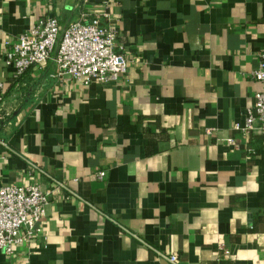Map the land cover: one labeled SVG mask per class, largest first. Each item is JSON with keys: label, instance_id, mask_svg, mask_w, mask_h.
I'll return each mask as SVG.
<instances>
[{"label": "crops", "instance_id": "0c3cea01", "mask_svg": "<svg viewBox=\"0 0 264 264\" xmlns=\"http://www.w3.org/2000/svg\"><path fill=\"white\" fill-rule=\"evenodd\" d=\"M104 11L120 78H61L52 60L13 76L6 51L41 18ZM263 50L264 0H0V186L78 194L53 188L41 233L0 264H264V130L236 127Z\"/></svg>", "mask_w": 264, "mask_h": 264}, {"label": "built area", "instance_id": "2783aa9c", "mask_svg": "<svg viewBox=\"0 0 264 264\" xmlns=\"http://www.w3.org/2000/svg\"><path fill=\"white\" fill-rule=\"evenodd\" d=\"M119 33L120 29L107 11L89 20H73L66 26H61L57 16L47 15L18 36L6 51L5 62L13 67L15 78L52 60L55 74L61 78L84 82L115 80L128 69L125 49L118 43ZM253 75L263 82V88L255 93L254 107L245 124H236L246 131L255 125L264 130V50L260 52V62ZM2 87L0 81V93ZM214 129L207 127L206 133ZM229 141L235 142V139L229 137ZM105 175V170L98 172L100 178ZM51 182L50 188L40 182L0 186V248L7 253L15 252L18 244L41 233L53 188H65L78 196L63 180L53 178ZM159 254L172 264H182L177 252L160 251Z\"/></svg>", "mask_w": 264, "mask_h": 264}]
</instances>
